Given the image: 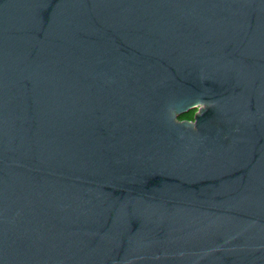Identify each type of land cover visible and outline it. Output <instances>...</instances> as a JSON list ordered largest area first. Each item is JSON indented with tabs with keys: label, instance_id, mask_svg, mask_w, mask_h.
Segmentation results:
<instances>
[{
	"label": "water",
	"instance_id": "1",
	"mask_svg": "<svg viewBox=\"0 0 264 264\" xmlns=\"http://www.w3.org/2000/svg\"><path fill=\"white\" fill-rule=\"evenodd\" d=\"M0 264H264V0H0Z\"/></svg>",
	"mask_w": 264,
	"mask_h": 264
},
{
	"label": "trees",
	"instance_id": "2",
	"mask_svg": "<svg viewBox=\"0 0 264 264\" xmlns=\"http://www.w3.org/2000/svg\"><path fill=\"white\" fill-rule=\"evenodd\" d=\"M155 246V241H151L150 243L142 246L140 250H146V251H153Z\"/></svg>",
	"mask_w": 264,
	"mask_h": 264
},
{
	"label": "rangeland",
	"instance_id": "3",
	"mask_svg": "<svg viewBox=\"0 0 264 264\" xmlns=\"http://www.w3.org/2000/svg\"><path fill=\"white\" fill-rule=\"evenodd\" d=\"M142 251H146V250H142Z\"/></svg>",
	"mask_w": 264,
	"mask_h": 264
},
{
	"label": "flooded vegetation",
	"instance_id": "4",
	"mask_svg": "<svg viewBox=\"0 0 264 264\" xmlns=\"http://www.w3.org/2000/svg\"><path fill=\"white\" fill-rule=\"evenodd\" d=\"M155 243H156V241H155Z\"/></svg>",
	"mask_w": 264,
	"mask_h": 264
}]
</instances>
